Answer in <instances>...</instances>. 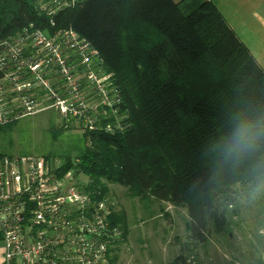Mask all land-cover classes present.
<instances>
[{
	"label": "trees",
	"instance_id": "16d2710c",
	"mask_svg": "<svg viewBox=\"0 0 264 264\" xmlns=\"http://www.w3.org/2000/svg\"><path fill=\"white\" fill-rule=\"evenodd\" d=\"M51 1L0 0V39L74 30L111 73L122 117L114 131L86 132L59 174L76 167L104 195L120 184L143 202L180 204L193 243L207 246L242 193L264 181V137L253 151L232 152L241 124L264 121V69L214 0H84L50 14ZM167 264L202 263L190 250Z\"/></svg>",
	"mask_w": 264,
	"mask_h": 264
},
{
	"label": "built area",
	"instance_id": "2783aa9c",
	"mask_svg": "<svg viewBox=\"0 0 264 264\" xmlns=\"http://www.w3.org/2000/svg\"><path fill=\"white\" fill-rule=\"evenodd\" d=\"M82 1L52 0L43 8L53 14ZM100 62L98 50L74 30L51 35L25 29L0 39V126L44 109L77 114L74 73L84 66L97 79L93 68ZM106 90L117 97L106 102L116 111L119 92ZM105 128L114 131L110 124ZM58 171L40 156L0 154L3 264H113L123 230L112 223L110 197L88 188V181L78 184L75 167Z\"/></svg>",
	"mask_w": 264,
	"mask_h": 264
},
{
	"label": "rangeland",
	"instance_id": "374dc122",
	"mask_svg": "<svg viewBox=\"0 0 264 264\" xmlns=\"http://www.w3.org/2000/svg\"><path fill=\"white\" fill-rule=\"evenodd\" d=\"M95 65L97 79L93 74L91 79L84 66L74 73L80 96V101L75 97L80 106L77 114L63 116L55 108L44 109L0 126V154L40 156L61 168L67 156L74 160L80 156L86 132L105 130L103 118L112 113L110 126L117 127L122 117L106 104L117 101L116 95L107 94L106 90V85L107 89L115 87L111 73L102 60ZM65 92L68 96V86ZM75 172L78 184L88 181L82 172ZM109 188L114 213L121 219L119 226H126V234L123 232L114 250L113 264H167L178 253L190 254V250L202 264H264V187L242 193L227 230L212 231L207 246L193 243L184 206L155 200L143 202L131 197L128 188L120 184L110 183Z\"/></svg>",
	"mask_w": 264,
	"mask_h": 264
},
{
	"label": "crops",
	"instance_id": "0c3cea01",
	"mask_svg": "<svg viewBox=\"0 0 264 264\" xmlns=\"http://www.w3.org/2000/svg\"><path fill=\"white\" fill-rule=\"evenodd\" d=\"M214 3L264 69V0H214ZM3 257L4 240L0 229V264Z\"/></svg>",
	"mask_w": 264,
	"mask_h": 264
},
{
	"label": "clouds",
	"instance_id": "9594fccd",
	"mask_svg": "<svg viewBox=\"0 0 264 264\" xmlns=\"http://www.w3.org/2000/svg\"><path fill=\"white\" fill-rule=\"evenodd\" d=\"M264 137V121L259 119L241 124L233 138L232 152L236 154L253 151L257 142ZM264 187V181L258 183L256 191Z\"/></svg>",
	"mask_w": 264,
	"mask_h": 264
}]
</instances>
